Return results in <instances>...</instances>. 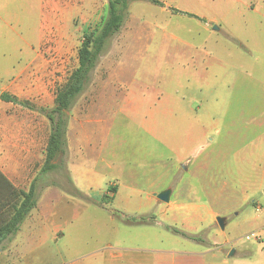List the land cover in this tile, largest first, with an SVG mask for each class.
I'll use <instances>...</instances> for the list:
<instances>
[{
    "label": "crops",
    "instance_id": "obj_1",
    "mask_svg": "<svg viewBox=\"0 0 264 264\" xmlns=\"http://www.w3.org/2000/svg\"><path fill=\"white\" fill-rule=\"evenodd\" d=\"M26 1L0 0V39L23 43L14 49L17 51L16 63L0 72V221H6L14 214L20 203V192H28L32 183L35 185L36 205L16 233L0 244V264H229L228 260L238 254L235 243L242 237L222 236L216 223L218 217L226 219V226L230 215L239 217L241 213L243 218L235 223V230L253 226V230L264 234V162L251 165V155L257 148H250L249 142L245 144L247 128L230 126L219 129L214 125L213 129L200 127L186 134L187 141L199 142L195 152V173L210 172L206 178L209 191L201 200L181 199L169 189V201L161 202L157 195L166 190L163 187L177 174L178 163L186 164L188 160L175 150L169 153L176 158L174 164L160 165L154 148L142 140L141 133L129 131L121 125L112 130L102 125L104 120L101 117L92 118L89 111L79 116V121L76 115H70L68 120L67 178L42 174L50 135V121L43 111L54 107L60 87L59 73L63 68L62 54L56 48H43L44 42L55 41L43 38L42 10L45 5L52 14H57L60 4L59 0H33L30 5L40 11L39 27L33 29L30 40L38 42L34 48L27 44V35L21 32V28L13 27L12 23L17 26L21 20L9 12L17 7L27 8ZM69 6L67 8L77 14L76 18L82 20L83 34L97 30L107 13L105 5L104 14L99 13V21L93 28H86L90 21V3L81 6L82 9L74 4ZM48 27H51L50 22ZM119 32L113 40L121 36L129 45L119 53L112 51L114 64L106 70L116 75L117 82L101 85L104 93L99 89L97 100L104 103L114 100L120 104L129 112L126 118L140 120L144 134L153 140L160 134L156 126L160 119L170 122L179 116L183 120L178 114L180 108L178 110L177 105L180 107V103L163 100L157 103L162 110L155 108V101L148 99V84L144 81L147 73L142 72L141 79L135 78V69L128 67L126 61V57L137 55L130 43L144 34L120 35ZM106 54L109 55V50ZM223 54L228 62L229 57L233 59L237 53L227 51ZM186 58L192 61L188 74L195 83L203 82V65L222 71L229 67L224 57L214 52L188 54ZM129 74H133L131 78H127ZM111 86L120 90L118 95L110 93ZM2 95L14 101L4 100ZM102 105L99 106L102 108ZM143 106L148 108L139 113ZM73 126L75 130H72ZM236 164L246 167L238 181V190L233 189ZM103 186L107 188L103 190ZM90 201L97 203L94 207L98 209V216L92 222L99 223L107 233H102L86 248H80L72 242L73 237L76 238V232L71 231L72 223L68 231L61 230L59 225L78 218L74 214L76 203L81 207ZM250 204L254 210L248 207L241 211ZM141 217L144 218L142 223L132 222ZM212 224L219 228L214 236L211 235L214 248L205 250L197 249L195 242L192 244L175 237L165 229L180 228L186 234L196 236ZM64 233L67 243L59 242ZM204 239L207 245L208 240ZM224 245L229 248L225 249ZM232 250L234 255L229 257ZM243 253L250 255L251 250L246 246ZM231 264H264V259H242Z\"/></svg>",
    "mask_w": 264,
    "mask_h": 264
},
{
    "label": "rangeland",
    "instance_id": "obj_2",
    "mask_svg": "<svg viewBox=\"0 0 264 264\" xmlns=\"http://www.w3.org/2000/svg\"><path fill=\"white\" fill-rule=\"evenodd\" d=\"M155 1L161 5L154 4L150 0H131L125 25L119 33L120 35L144 34L139 40H135L136 42L130 43L133 45L132 51L137 55L126 57L128 67L135 69L134 77L137 79H141L142 72L147 73V75L144 74V81L148 84V99L155 101L156 109L162 110L157 103H162L163 100L168 103H180V107L177 105L178 110L180 108L178 114L183 116V120H180L179 116L170 122L160 119L156 123L160 134L158 133L152 140L144 134L140 120L126 118V113L129 112L120 104L115 103L114 100H106V103L103 100H97L101 85L117 82L115 81L116 75L107 71L106 67L114 64L112 51L119 53L122 49H126L125 45H129L119 36L116 41L111 39L108 48L109 55L105 53L106 55L100 58L91 75L90 83L67 112V125L70 115H76L79 121L81 118L78 117L89 111L92 118L101 117L104 120L102 125L105 124L112 130H116V125H121L129 131L141 133L142 140L154 148L160 165L174 164L176 158L173 155L170 156L169 153L178 150L180 156L183 155L188 163L179 162L180 169L177 174L172 177L170 184L163 188L172 189L174 194H178L181 199L201 200L209 191L210 186L206 178L210 172L195 173L194 171L195 152L199 142L187 141L186 134L190 131L200 129V127L213 129L214 125L219 129H226L230 126L236 129L247 128L248 135L245 137V144L249 142L250 148H257L256 153L251 155L253 160L251 165L264 162L262 152L264 149V0ZM32 3L33 0H27V8L17 7L10 9L9 12L16 15V19L21 20L17 26H15L16 23H12L13 27L16 29L20 27L21 32L27 35V44L36 48L38 42L30 40L33 29L39 27L40 11L38 8L36 11L34 7L30 8ZM87 3H90V21L86 24V28L87 26L93 28L99 21V13L104 14L103 7L107 5V0H59L60 7L57 14H52L51 9L45 5L42 10L43 38L55 41L44 42L43 48H56L62 54L63 68L59 73V86L66 82L70 73L77 67V51L83 35L82 20L76 18L75 11L67 7L74 4L81 8ZM19 4L18 1L17 5ZM81 12L83 13L84 10ZM49 22L51 27H48ZM18 45L23 46V43H11L0 39V72L4 67L16 63L18 58L17 51L14 49ZM227 51L237 53L235 58L229 57L228 62L223 54ZM199 52L219 54L220 57H224V62L229 63L228 69L226 71L220 68L213 70L203 65V82L195 83V79L188 74L192 69V61L186 56L188 54L194 56ZM132 75H127V78H131ZM115 89L111 86L110 93L116 92L118 95L120 90ZM100 92L104 93L102 89ZM92 94L95 95L92 96ZM99 95L102 96V94ZM170 107L172 108L171 105ZM147 108L141 107L139 113ZM75 129L73 126L72 130ZM63 161L66 164V155L58 156L55 160L58 167L48 172L46 177L67 178L66 165ZM243 166L242 164L235 165L233 172L236 183L233 189L235 187L237 190L240 189L238 181L242 179L243 169L246 168ZM244 172L247 173V171ZM251 174L253 175L252 172ZM102 188L104 190L107 187ZM203 204L207 203L203 202ZM95 205L97 203L90 201L77 207L76 203L74 214L78 215V218L59 225L61 230L68 231L70 230L68 226L72 223L71 231L76 232V238L73 237L72 242L80 248H86L90 243L97 241L102 233H107L106 229H101L99 223L92 222V219L98 216V209L94 207ZM248 207L254 210L250 204V206L243 207L241 211ZM82 211L87 212L80 213ZM242 218L241 213L239 217L230 215L223 230L212 224L211 227L205 228L202 233L196 235L200 241L190 239L188 234L180 228L165 229L175 237L185 239L192 244L195 242L197 249L200 247L203 250L214 248L211 235L219 229L221 235L226 238L242 237L235 243L238 254L228 260L229 264L242 259L251 261L264 259V252H259L264 249V234L253 230V226L245 230L234 229L235 223ZM140 219L144 220L143 217ZM64 234L65 236L59 240L61 243L68 242L66 233ZM204 238L208 240L207 245H205ZM246 246L251 250L250 255L243 253ZM223 247L227 249L229 245Z\"/></svg>",
    "mask_w": 264,
    "mask_h": 264
},
{
    "label": "trees",
    "instance_id": "obj_3",
    "mask_svg": "<svg viewBox=\"0 0 264 264\" xmlns=\"http://www.w3.org/2000/svg\"><path fill=\"white\" fill-rule=\"evenodd\" d=\"M131 0H107V13L100 27L90 33H84L77 51V67L70 73L66 82L59 87L54 99V107L43 111L50 121V135L45 149V160L41 169L46 174L58 167L55 160L66 154L67 112L71 109L76 98L91 81V75L100 60L108 51L109 42L122 28ZM154 4L158 1L150 0ZM6 101H14L11 97L3 96ZM65 165V162L63 161ZM110 190V189H108ZM36 205L35 185L31 184L28 192H20V203L14 209V214L6 221H0V244L18 230V226ZM132 222L142 223L141 219ZM190 239L200 241L196 236L188 235Z\"/></svg>",
    "mask_w": 264,
    "mask_h": 264
},
{
    "label": "water",
    "instance_id": "obj_4",
    "mask_svg": "<svg viewBox=\"0 0 264 264\" xmlns=\"http://www.w3.org/2000/svg\"><path fill=\"white\" fill-rule=\"evenodd\" d=\"M170 194H171V191L170 190H164L162 192H160L158 195H157V198L161 201V202H164V203H167L169 201V198H170ZM216 222L219 226V228L221 230L224 229L225 227V223H226V219L224 217H218L216 219ZM234 255V250H232L230 253H229V257H232Z\"/></svg>",
    "mask_w": 264,
    "mask_h": 264
}]
</instances>
